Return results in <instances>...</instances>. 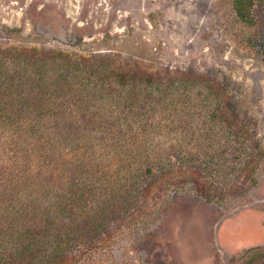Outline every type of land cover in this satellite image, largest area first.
Here are the masks:
<instances>
[{
  "label": "trees",
  "instance_id": "obj_1",
  "mask_svg": "<svg viewBox=\"0 0 264 264\" xmlns=\"http://www.w3.org/2000/svg\"><path fill=\"white\" fill-rule=\"evenodd\" d=\"M231 4L247 45L264 55V0ZM227 100L222 84L202 77L155 79L61 50L0 51V264H59L76 219L87 223L144 163L161 164L147 175L192 171L195 194L218 201L257 155ZM227 264H264V244Z\"/></svg>",
  "mask_w": 264,
  "mask_h": 264
},
{
  "label": "rangeland",
  "instance_id": "obj_2",
  "mask_svg": "<svg viewBox=\"0 0 264 264\" xmlns=\"http://www.w3.org/2000/svg\"><path fill=\"white\" fill-rule=\"evenodd\" d=\"M231 2L0 0V51L61 50L155 79L220 83L227 109L246 123L257 148L242 176L231 174L235 186L214 202L195 194L192 171L159 177L145 167L161 164H142L116 199L97 203L87 223L76 219L72 248L59 264H227L243 248L264 244V55L247 45L249 29ZM222 158L233 161L228 150Z\"/></svg>",
  "mask_w": 264,
  "mask_h": 264
}]
</instances>
